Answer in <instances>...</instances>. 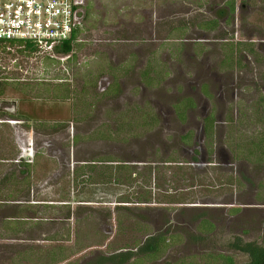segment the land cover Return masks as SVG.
<instances>
[{
	"label": "rangeland",
	"instance_id": "rangeland-1",
	"mask_svg": "<svg viewBox=\"0 0 264 264\" xmlns=\"http://www.w3.org/2000/svg\"><path fill=\"white\" fill-rule=\"evenodd\" d=\"M0 45V264H247L264 248V0H83L67 55ZM120 163L136 173L121 185L74 180Z\"/></svg>",
	"mask_w": 264,
	"mask_h": 264
},
{
	"label": "built area",
	"instance_id": "built-area-1",
	"mask_svg": "<svg viewBox=\"0 0 264 264\" xmlns=\"http://www.w3.org/2000/svg\"><path fill=\"white\" fill-rule=\"evenodd\" d=\"M82 17L83 0H0V44L27 43L53 57L79 31Z\"/></svg>",
	"mask_w": 264,
	"mask_h": 264
},
{
	"label": "trees",
	"instance_id": "trees-1",
	"mask_svg": "<svg viewBox=\"0 0 264 264\" xmlns=\"http://www.w3.org/2000/svg\"><path fill=\"white\" fill-rule=\"evenodd\" d=\"M227 13H229L230 15L233 14V6H232V4L228 7ZM199 28L202 29V30H214V29H216V21L215 20H211V21L204 22L203 24H201L199 26ZM75 36H76V33L72 35V40L71 41L62 43L61 46L59 47V49L56 50L55 53L67 55L71 51V45H72V42L75 40ZM9 45H13V44H9ZM18 45H21V44H18ZM21 46H23V48L25 50L29 51V52L35 51L34 48L30 44L25 43V44H22ZM0 88H1V86H0ZM1 95H2V91L0 89V96ZM183 105H184V107L190 106L189 102H187V101L184 102ZM181 108H182L181 106H180V108L179 107L176 108L177 111L179 110V112L176 113V115H177L179 120L183 119L182 111H180ZM212 123L213 122H212V118H211L210 115L204 118V120H203V132H204L205 138H209L210 139V131H211ZM257 144L258 143H256L255 145H257ZM255 148H257V147L255 146ZM107 166H110V165H107ZM26 167L27 166L24 165L23 169L25 170ZM85 168H86L87 172L88 171L92 172V176H91V174L88 175V176H84V174H82V173H81V176H80V172L78 171L77 168H75L72 171L73 174H74V180H75V182L77 181V184H80V183L90 184V183H92L94 181L101 182V183L105 182V184H106V183L109 182V180H111L113 183H115L117 185H121L122 181L124 180V178L120 180V177L118 176V173L124 171L125 174H128L127 176H125L126 180H129L131 174L134 173L133 171L130 172V168H128L127 166L122 165L120 163V165H116L112 169L108 168L109 171H107V173L104 174L105 175L104 177L100 178L99 176H95V178H94L93 174L95 173L94 170L96 168H92V167H89V166L85 167ZM98 171H100V170H98ZM134 174H136V173H134ZM126 180H124V182ZM141 195L143 197H145V195H143V194H141ZM124 199H126V198H121L120 201H117V203H120V204L128 203ZM118 207H122V206H116V208H118ZM118 221H120L119 218H118ZM200 223H201L200 224L201 226L199 228H201L203 230H206V231L211 229V225L210 224L207 225L204 221H202ZM164 243H165L164 237H156L154 240L152 238H150L149 241L146 243V245L139 249V252H144L143 253L144 256H148V257L153 258L159 251H161L163 249V247H165ZM241 250H242V248H241ZM244 250H246L249 253V262L247 264H264V248L259 249V248H254V247L248 245L247 249L245 248ZM223 260H224V264H232V262H231V260L229 258H223ZM105 261H108V262H110L112 264L113 263L116 264V261L117 262L120 261L121 263L122 262L124 263L126 261V254H123L122 252L118 253V254H114V255H111L109 258H106Z\"/></svg>",
	"mask_w": 264,
	"mask_h": 264
}]
</instances>
